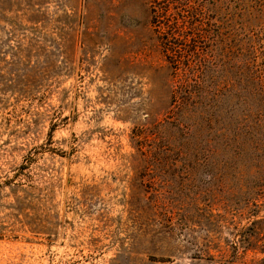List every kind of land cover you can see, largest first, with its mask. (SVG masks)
<instances>
[{"label": "rangeland", "instance_id": "1", "mask_svg": "<svg viewBox=\"0 0 264 264\" xmlns=\"http://www.w3.org/2000/svg\"><path fill=\"white\" fill-rule=\"evenodd\" d=\"M200 1L214 87L264 75V0ZM149 2L0 0V264H264V192L162 129Z\"/></svg>", "mask_w": 264, "mask_h": 264}, {"label": "trees", "instance_id": "2", "mask_svg": "<svg viewBox=\"0 0 264 264\" xmlns=\"http://www.w3.org/2000/svg\"><path fill=\"white\" fill-rule=\"evenodd\" d=\"M202 7L200 0L149 2V24L170 78L167 88L172 109L162 129L168 136H172V129L181 131L190 137L184 144L206 149L203 159L220 161L233 169L237 179L244 181L240 187L249 203L251 197L264 192V75L249 56L238 82L226 87L225 93L214 87L213 76L206 75L213 62L208 49L199 45L207 31ZM208 133L212 139L204 144L201 139ZM153 135L158 137V131ZM137 152L140 160H147L153 151L149 155L142 149ZM263 229L264 217L254 219L245 228L244 238L249 241Z\"/></svg>", "mask_w": 264, "mask_h": 264}]
</instances>
